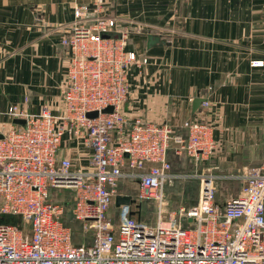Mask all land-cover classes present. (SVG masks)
Segmentation results:
<instances>
[{"label":"built area","instance_id":"1","mask_svg":"<svg viewBox=\"0 0 264 264\" xmlns=\"http://www.w3.org/2000/svg\"><path fill=\"white\" fill-rule=\"evenodd\" d=\"M63 29L62 113L48 105L36 114L14 105L7 112L25 122L0 132V264H264V160L230 176L242 187L223 204L214 177L202 175L197 205L169 211L165 186L176 176L171 143L202 161L216 149L213 124L188 119L183 135L166 121L126 115L130 71L149 57L128 49L132 24L109 14L105 0L76 4ZM213 103L201 105L208 111ZM66 134L91 149L87 166L59 156ZM129 179L138 182L134 201L156 203L154 223L136 217L130 204L112 211L120 184ZM52 188L74 191L71 216L93 232L91 241L75 243Z\"/></svg>","mask_w":264,"mask_h":264},{"label":"crops","instance_id":"2","mask_svg":"<svg viewBox=\"0 0 264 264\" xmlns=\"http://www.w3.org/2000/svg\"><path fill=\"white\" fill-rule=\"evenodd\" d=\"M105 1L109 14L132 24L128 49L149 57L147 64L130 71L126 115L166 121L175 134L183 135L188 119L213 124L216 149L202 161L178 153V145L171 143L168 158L176 176L165 186V194L178 203L170 208L197 205L202 175L214 177L220 204L238 195L242 182L230 176L264 160V64L252 65L264 61V0ZM94 2L0 0V132L23 124L18 121L24 119L7 112L14 105L34 114L44 105L54 114L62 113L61 86L67 73L63 26L74 19L76 4L91 7ZM149 34L160 35L167 44L149 47ZM196 98L211 99L213 108L206 111L201 103L196 108ZM90 152L87 144L68 134L59 148L60 157L82 167L89 164ZM226 179L234 180L237 189L226 185L220 191L217 183ZM133 181L136 188L130 191ZM193 187L196 197L190 195ZM138 190L137 180L129 179L120 184L119 195L131 196L134 215L140 218L145 203L132 206ZM121 205L115 198L112 211ZM63 219L71 225L65 214Z\"/></svg>","mask_w":264,"mask_h":264},{"label":"rangeland","instance_id":"3","mask_svg":"<svg viewBox=\"0 0 264 264\" xmlns=\"http://www.w3.org/2000/svg\"><path fill=\"white\" fill-rule=\"evenodd\" d=\"M235 183L236 182L234 180L226 179V180H224V182L222 184H220V183H217V184L219 186L220 191L224 192L226 188L223 189V187H226V185L228 187H230V189H233V191H234V189H237V187L235 186ZM130 187H131L130 191H131V189L133 190L134 188H136L135 181L132 182ZM221 189H223V190H221ZM57 190L61 191L59 193L60 195H55V193L51 194L52 200L56 203L64 204V206H65V218H67L68 222L71 224V227L73 228V235H74L75 243L76 244L83 243L86 239L92 240L91 238L93 236V232L87 233V232L83 231L81 224L78 223L71 216V211H72V207H73V203H74L73 190H71V189H57ZM226 192H227V190H226ZM135 195L133 197L134 198L133 200H135ZM190 195L192 197L197 196V191H195L194 187L192 189V193L190 192ZM169 199H168V201H169ZM192 199H194V198H192ZM177 201L178 200H174V202H173L170 199V202L168 205L169 211L172 210L170 208L171 204L173 203L174 205H176V203H178ZM192 201L195 202V200H191V202ZM149 202H152V201H149ZM149 202H147V203L144 202L145 204L141 208H139L141 210V213H140V211L138 213H140V219L143 218L144 220H146L148 222L154 223L156 221V217H157V205L154 201L152 202V205H149L148 204ZM140 204H142V203H140L139 201H133L132 206L138 208V207H140ZM135 212H137V211L135 210ZM166 218H167V215H166ZM17 220H18L19 224H23V221L21 219H17Z\"/></svg>","mask_w":264,"mask_h":264},{"label":"water","instance_id":"4","mask_svg":"<svg viewBox=\"0 0 264 264\" xmlns=\"http://www.w3.org/2000/svg\"><path fill=\"white\" fill-rule=\"evenodd\" d=\"M158 44H167V41L164 40V39H162L161 36L158 35V34H149L148 35V46L149 47H152V46H155V45H158ZM201 102H202V99L201 98H196L194 100L195 107L197 108L200 105ZM112 109H113L112 107H108L104 111L105 112H111ZM88 115L91 116V117H96L98 115V112H91ZM18 122L24 123L25 121L24 120H19ZM131 201H132L131 196L118 195L116 197V203H117V205L130 204ZM190 221H191V219H190Z\"/></svg>","mask_w":264,"mask_h":264},{"label":"trees","instance_id":"5","mask_svg":"<svg viewBox=\"0 0 264 264\" xmlns=\"http://www.w3.org/2000/svg\"><path fill=\"white\" fill-rule=\"evenodd\" d=\"M3 221H7V222H12V223L19 224V223H18V220L14 219V218L9 219V218H7V217H4V218H3ZM74 241H75V240H74Z\"/></svg>","mask_w":264,"mask_h":264}]
</instances>
